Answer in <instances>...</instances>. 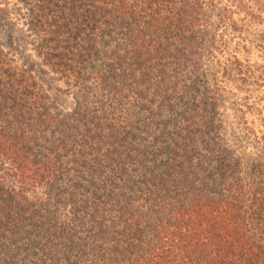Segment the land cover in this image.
Segmentation results:
<instances>
[{"label": "trees", "instance_id": "trees-1", "mask_svg": "<svg viewBox=\"0 0 264 264\" xmlns=\"http://www.w3.org/2000/svg\"><path fill=\"white\" fill-rule=\"evenodd\" d=\"M10 1L26 27L8 33L0 1V264H264V136L234 134L214 61L247 17Z\"/></svg>", "mask_w": 264, "mask_h": 264}, {"label": "rangeland", "instance_id": "rangeland-1", "mask_svg": "<svg viewBox=\"0 0 264 264\" xmlns=\"http://www.w3.org/2000/svg\"><path fill=\"white\" fill-rule=\"evenodd\" d=\"M0 1L6 8V12H1L4 28L14 38L24 36L22 9L10 0ZM223 1L232 4L234 16L247 17L241 27L226 24L219 30L214 61L221 84L230 89L223 102V113L234 123V134L252 145L254 136H264V0H241L244 6L237 9L233 7L235 0ZM62 97L68 101L67 94Z\"/></svg>", "mask_w": 264, "mask_h": 264}]
</instances>
